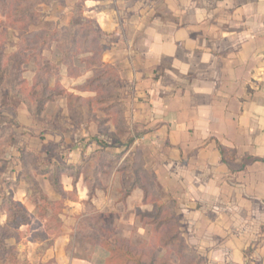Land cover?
<instances>
[{
	"label": "crops",
	"instance_id": "1",
	"mask_svg": "<svg viewBox=\"0 0 264 264\" xmlns=\"http://www.w3.org/2000/svg\"><path fill=\"white\" fill-rule=\"evenodd\" d=\"M78 1L53 0L46 5L49 20L68 26ZM82 9L107 34L103 60L122 80L127 122L137 133L132 148L142 150L158 187L174 199L188 245L207 264L264 259V0H88ZM54 54L57 65L61 55ZM79 69L72 78L65 66L57 68L51 86L58 79L82 101L94 98L95 93L79 90L92 73ZM35 73L27 66L30 85ZM9 97L0 104V114L16 126L8 141L0 136L6 148L0 153V179L15 183V201L35 220L39 209L19 178L20 150L27 145L50 162L79 165L83 156L97 153L95 139L104 137L94 119L76 114L75 105L87 108L82 101L58 97L46 105L45 118ZM53 149L61 159L52 157ZM4 164L8 168L2 169ZM34 175L51 201L61 200L47 176ZM108 176L106 191H97L91 205L79 183L77 199L65 205L69 217L86 215L89 208L126 213L120 221L130 230L125 237L136 230L146 238L149 231L135 212L152 206L144 203L139 189L126 203L120 202V192L111 197L113 187L120 189L130 180L117 167ZM61 183L71 195L72 179L64 175ZM64 213L63 221L68 219ZM70 233L67 227L43 252V264H95L67 253ZM249 248L254 254H246Z\"/></svg>",
	"mask_w": 264,
	"mask_h": 264
},
{
	"label": "trees",
	"instance_id": "2",
	"mask_svg": "<svg viewBox=\"0 0 264 264\" xmlns=\"http://www.w3.org/2000/svg\"><path fill=\"white\" fill-rule=\"evenodd\" d=\"M86 1L88 0H79L74 6L70 24L60 26L49 20L48 16H42L37 9L49 5L52 0H0V89H7L10 96L25 104L36 116L45 118L46 105L58 97L67 96L69 102L82 101L68 93L58 79L51 86L54 75L44 69V53L51 51L56 45L61 53L56 69L65 66L70 77H78L81 73L76 66L78 59L92 73V77L79 90L95 93V97L82 102L103 131V137L112 141L107 143L105 140L95 139L100 149L95 154L83 156V162L79 165L50 162L26 145L20 150L23 173L19 178L28 184L30 201L40 211L51 210L55 216L61 213L62 202L50 200L34 173L47 176L54 191L62 198L67 196L63 191L62 176L72 179V196H77L78 185L82 181L87 196L85 203L91 204L97 191H106L101 177L110 175L109 167L116 164L117 172L130 178V184L120 189V202L126 203L137 189L143 192L144 203L152 206V210L137 208L136 217L144 229H151V234L149 241L136 244L131 239L116 238L112 232L101 229L92 245L105 254L103 264H171L172 255L178 264H205L183 236V223L176 212L175 201L165 200L158 192L153 173L146 170L143 163L136 165L133 162L131 149L136 135H133L127 122V109L121 100L122 80L118 70L103 60L109 50L103 40L107 34L92 20L84 18L81 7ZM31 28L38 29L34 36L27 35ZM34 59L37 71L30 85L25 74L27 66ZM99 113L104 118H99ZM7 122L10 121L0 116V125ZM5 129L4 126L1 136ZM118 132L127 137L122 138ZM114 149H119V152ZM219 150L223 162L227 163L226 150L220 145ZM247 160L251 163L259 161L254 158ZM91 170L92 177L89 176ZM1 190L0 182V214L7 213L12 225L20 224L24 221V206L15 201L12 194H4ZM12 238L9 229L0 226V264H19L16 248L8 244ZM160 248L166 250L164 256L158 254Z\"/></svg>",
	"mask_w": 264,
	"mask_h": 264
},
{
	"label": "rangeland",
	"instance_id": "3",
	"mask_svg": "<svg viewBox=\"0 0 264 264\" xmlns=\"http://www.w3.org/2000/svg\"><path fill=\"white\" fill-rule=\"evenodd\" d=\"M53 2V0H52ZM51 2V3H52ZM50 3V4H51ZM49 4V5H50ZM83 7V6H82ZM81 7V9H82ZM41 11V15L42 16H48V12L49 9L47 8L46 5H43L39 8H37ZM74 9V8H73ZM83 10V9H82ZM84 12V11H83ZM65 16L67 14H64ZM62 16V17H65ZM71 20L73 18V10H72V14L70 16ZM84 18H86L84 16ZM49 19V16H48ZM69 19V16L65 21H67ZM88 19V18H86ZM0 20L1 17H0ZM38 31L37 28H31L27 35L28 36H34L36 34V32ZM103 40L105 42V38L103 37ZM107 46H109L107 43H105ZM53 48H55V51H48L47 53V57H45V65H44V69L47 72H51L54 73L56 72V58H55V52H59V48L55 45ZM61 55V53H60ZM78 63V68L80 67H85L84 65H82L80 63V61L77 59L76 60ZM29 66V70H36L37 71V67L35 66V59L31 61V65ZM81 70V69H79ZM30 76V75H28ZM122 87V84H121ZM125 87V86H124ZM10 96V95H9ZM122 96V93H121ZM8 97V90L7 89H0V104L2 102L6 103L7 98ZM11 99H16L13 96H10ZM9 97V98H10ZM10 99V100H11ZM122 100V98H121ZM72 102H79L77 100H73ZM75 110H76V114L79 115L80 117H84L86 119H93V117L91 116V113L89 112L88 108H81L80 106L78 107V105H75ZM1 116V114H0ZM100 118H104V115L102 113H99ZM7 125H5V131L4 133V140L6 139L7 141L9 139L12 138L13 135H11V133L13 134V127L16 126L15 124H11V122H7ZM131 127V126H130ZM2 127H0V132L2 131ZM106 129V128H105ZM107 130V129H106ZM113 130V128L111 129ZM131 131L133 133V135H137L136 132L133 131V129L131 128ZM103 132V131H101ZM9 135V137L7 136ZM118 135H120L122 138H126L127 135L122 133V132H118ZM1 136V135H0ZM4 140L0 139V153H2L6 148L3 147V143ZM103 140H105L107 143H112V141L107 138L104 137ZM133 149V148H132ZM131 153L133 154V162L136 165L139 164H144L145 169L146 170H150L152 173V166L151 165H147L145 158L142 156L143 152L142 150H140V148L137 146L136 148L133 149V151H131ZM1 155V154H0ZM52 157L56 158V159H61L60 156L56 153V151H54L53 149V153H52ZM30 158H27V160H29ZM55 163V162H54ZM91 165H93V163H89ZM5 166H2V169H6L8 168L7 164H4ZM116 167L115 165H111L109 167V171L114 169ZM12 168V166L10 167ZM23 173V171L21 172V174ZM37 174V173H36ZM37 176L39 177L40 175L37 174ZM89 176L92 177L93 173L92 170L89 171ZM37 178V177H36ZM109 176L103 177L101 178L103 184L108 183L109 181ZM130 180V178H129ZM1 186H2V193L4 194H12V188L15 189V183L8 181V180H1ZM9 183V184H7ZM130 184V181L125 184L124 186H128ZM40 185V184H39ZM158 186V185H157ZM121 189V188H120ZM120 189H117L115 187H113L110 191V195L111 197L115 198L117 197L119 194L118 192H120ZM158 192L162 195V197H164L165 200H169L172 198H168L169 196L165 193V191L163 189H161L160 187H158ZM121 194V193H120ZM62 198L61 196V200L58 202H62L61 206H60V214L59 215H55L53 216V213L51 210H47V211H38V215L37 218L34 220L33 218L31 219L28 215H27V211L25 210V214H24V221L21 222L20 224L17 225H12L9 221V217L7 215V213L3 212L0 214V226L2 227H7L10 231V233L13 235V238L8 242V244L10 246H14L17 250V258L19 260V264H30V262H33V264H43L42 263V259H43V252L46 251V249H48V247H50L55 239L60 236L62 233L66 232L67 227H70L71 233H70V238H69V243L67 245V253L71 254V255H75L76 257H80L82 259H86V260H91L93 261V263L95 264H103L104 262V258H105V254L102 252V250H100L99 248H95L93 247V239L98 237L100 235V230H107L110 231L114 234V236L116 238H127L125 237L126 234L130 231L129 229L126 230V226L123 222L120 223L122 217H124V215L128 216V214H122L119 212H108V211H98L95 208H89L87 210L86 215H81V216H71L69 217V208L66 207V202L68 201V199H77V196H72V195H68ZM77 195H79L77 193ZM86 195V193H85ZM87 197V196H86ZM174 200V199H172ZM91 205V204H88ZM64 211H67L66 216L68 217V219H64L63 221V216L65 213ZM136 213V212H135ZM70 219V220H69ZM66 222V223H65ZM64 226V227H63ZM149 231V234L146 238H141L136 234V230H132V235L131 237H128L127 239H131L134 243L136 244H140L142 242H147L149 241L150 238V234H151V229L150 228H145ZM65 230V231H63ZM262 233H264V229L262 230ZM264 240V237L260 238V242ZM20 245H25L27 246L29 249H25L23 250L22 247H20ZM37 246V247H34ZM29 251V252H28ZM253 253L254 254V250L249 248L246 252V254H250ZM158 254L160 256H164L166 254V250L160 248L158 250ZM202 260L204 261L205 264H207V262L202 258ZM170 263L171 264H178L177 259L174 257V255L171 256L170 258ZM45 264H55L54 261H49ZM247 264H264V259H259L258 261L257 259H255V256H253V261L249 259Z\"/></svg>",
	"mask_w": 264,
	"mask_h": 264
}]
</instances>
